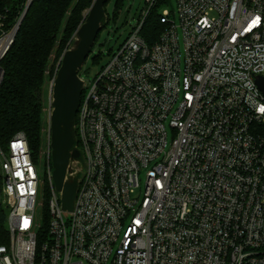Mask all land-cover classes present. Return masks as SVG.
Wrapping results in <instances>:
<instances>
[{"label":"built area","instance_id":"2783aa9c","mask_svg":"<svg viewBox=\"0 0 264 264\" xmlns=\"http://www.w3.org/2000/svg\"><path fill=\"white\" fill-rule=\"evenodd\" d=\"M30 1L0 13V63ZM159 1L92 82L79 77L72 210L50 134L45 190L22 133L0 147V264H264V0H174L149 44Z\"/></svg>","mask_w":264,"mask_h":264},{"label":"trees","instance_id":"16d2710c","mask_svg":"<svg viewBox=\"0 0 264 264\" xmlns=\"http://www.w3.org/2000/svg\"><path fill=\"white\" fill-rule=\"evenodd\" d=\"M25 1L0 0V13L7 12L13 21L19 16ZM92 2L93 0H32L13 44L0 63L3 70L0 85L1 148L15 134L22 133L33 161L39 157L42 151L47 87L54 73L51 59L53 57V62H58L80 24L82 12ZM168 3L169 0H160L143 23L140 33L149 44L155 42L162 31L159 11ZM122 6L123 1L116 0L114 15ZM105 20L101 29L108 23V19Z\"/></svg>","mask_w":264,"mask_h":264},{"label":"water","instance_id":"95a60500","mask_svg":"<svg viewBox=\"0 0 264 264\" xmlns=\"http://www.w3.org/2000/svg\"><path fill=\"white\" fill-rule=\"evenodd\" d=\"M107 0H94L85 22L75 35L80 41L76 49L62 54L56 76L51 86V110L49 115L51 178L57 190L62 191V207L72 210L76 182H66L65 175L71 159H78L79 152L73 149L75 116L79 108L82 82L78 72L91 52L94 41L105 17L104 4ZM29 2L24 16L31 5ZM24 18V17H23ZM256 84L264 94V79L259 77Z\"/></svg>","mask_w":264,"mask_h":264},{"label":"rangeland","instance_id":"374dc122","mask_svg":"<svg viewBox=\"0 0 264 264\" xmlns=\"http://www.w3.org/2000/svg\"><path fill=\"white\" fill-rule=\"evenodd\" d=\"M122 1H123V6L121 7L120 10L116 11V15H114L116 0H108V2L106 3L104 10L105 17L101 22V26L103 25V23H105L106 18L108 19V23L101 30H99L100 31L99 35L96 41H94L91 52L79 71V76L87 84L92 82L97 77V75L101 72L102 68L109 61L111 54L115 53L125 42L129 34L133 31V28L137 25L141 12L145 7V0H122ZM169 2L171 3V7H168V9H174L175 8L174 0H169ZM91 5L82 12V17H81L82 19L80 21V24L73 33L65 51L70 50L74 47L75 33L79 29V27L85 22ZM61 57L62 55L60 56L57 63L53 62V57L51 59V64H54V73L47 87L48 97H47V105L45 108L46 116L44 117V121H43L42 151L39 157L37 158V160L34 162L38 172L40 185L43 186L44 190L47 183V171L50 167L49 158H48L49 151L46 142H48L47 135L49 136L51 86L53 79L56 76V72ZM4 225H6V222H4Z\"/></svg>","mask_w":264,"mask_h":264},{"label":"snow or ice","instance_id":"6c2138e0","mask_svg":"<svg viewBox=\"0 0 264 264\" xmlns=\"http://www.w3.org/2000/svg\"><path fill=\"white\" fill-rule=\"evenodd\" d=\"M259 20H260V18L256 17L255 20L252 21V23L255 24V23L259 22ZM189 99H191V97H189ZM261 111L264 112V108H262ZM13 147L14 148H21L22 146L20 144H14ZM16 175L21 176L23 178V173H21V172H17ZM157 183H159V182H157ZM136 223L139 224L140 221H136Z\"/></svg>","mask_w":264,"mask_h":264},{"label":"bare ground","instance_id":"6f19581e","mask_svg":"<svg viewBox=\"0 0 264 264\" xmlns=\"http://www.w3.org/2000/svg\"><path fill=\"white\" fill-rule=\"evenodd\" d=\"M79 41H80L79 36H78V35H75V45H74V47H73L72 49H76V47H77Z\"/></svg>","mask_w":264,"mask_h":264}]
</instances>
